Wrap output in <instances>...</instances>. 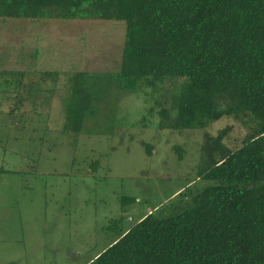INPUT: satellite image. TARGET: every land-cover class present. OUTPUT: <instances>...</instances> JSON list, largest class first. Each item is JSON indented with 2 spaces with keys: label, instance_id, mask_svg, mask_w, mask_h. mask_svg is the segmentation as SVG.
Returning <instances> with one entry per match:
<instances>
[{
  "label": "rangeland",
  "instance_id": "374dc122",
  "mask_svg": "<svg viewBox=\"0 0 264 264\" xmlns=\"http://www.w3.org/2000/svg\"><path fill=\"white\" fill-rule=\"evenodd\" d=\"M124 35V23L114 21L0 20V264L89 263L117 231L175 202L185 177L200 190L212 184L197 183L191 174L204 132L216 136L231 126L224 139L231 149L245 136L224 117L205 131L158 133L154 101L169 108L185 79L138 94L100 82L104 91L92 104L94 115L77 135L64 131L71 105L67 77L87 72L103 81L117 72ZM17 71L25 76L11 74ZM46 72L59 73L54 97L49 78L35 75ZM174 145L182 147L181 161Z\"/></svg>",
  "mask_w": 264,
  "mask_h": 264
},
{
  "label": "trees",
  "instance_id": "16d2710c",
  "mask_svg": "<svg viewBox=\"0 0 264 264\" xmlns=\"http://www.w3.org/2000/svg\"><path fill=\"white\" fill-rule=\"evenodd\" d=\"M6 19L124 23L117 72L103 81L87 72L67 77L71 105L64 131L77 135L94 115L92 104L104 91L100 82L138 94L167 79L185 82L169 108L154 101L158 133L205 131L223 117L246 130L233 149L224 144L231 126L216 136L204 132L191 174L197 183L212 184L200 190L185 177L175 202L117 231L87 264H264V0H0V20ZM35 75L49 78L53 96L59 73ZM16 94L19 101V87ZM171 151L183 159L181 146Z\"/></svg>",
  "mask_w": 264,
  "mask_h": 264
}]
</instances>
